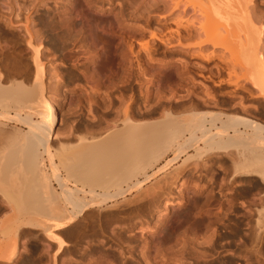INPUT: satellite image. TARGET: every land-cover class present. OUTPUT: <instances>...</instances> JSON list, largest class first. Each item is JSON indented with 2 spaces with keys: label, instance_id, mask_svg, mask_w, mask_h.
I'll list each match as a JSON object with an SVG mask.
<instances>
[{
  "label": "bare ground",
  "instance_id": "bare-ground-1",
  "mask_svg": "<svg viewBox=\"0 0 264 264\" xmlns=\"http://www.w3.org/2000/svg\"><path fill=\"white\" fill-rule=\"evenodd\" d=\"M127 1L130 4L128 5L129 7L126 8L122 0H51L50 2H52L53 7H50L49 3L46 2L47 4H45L44 8L48 10V12L46 11L48 14L49 11H52V13L50 12L52 15L41 17L42 19L39 18L40 20L34 24L31 20L34 17H30L29 13L23 17V14H20V10H27V12H32V10L35 12L39 11L38 9L41 8L39 6L41 0H22L20 4L21 6L22 4L24 5L23 8L20 6L18 10L20 12H18L19 16H17L18 21L15 18L16 22H14V19L12 20V18H10L8 22L6 21L5 27L3 25L0 26V42L8 41L11 45L10 49L5 45L8 49L7 51L0 50V148L8 150L7 152L5 150L6 155H1L0 157V180L2 183L0 194L2 197L4 196L6 205L12 207L15 213V217L11 219L12 222L4 226L2 231H0L2 232V235L1 233L0 235L3 237V241H0V261H5L7 264H18V255L20 253H18L17 243L21 236V230L25 228L27 230L30 229L24 232V234H28L29 236L22 234L23 236H27L29 239L31 238L36 241V239L42 235L48 241V250L52 251L54 248L53 259L54 264H57L56 258L60 255L62 256V254H66L67 248L70 247L67 241L68 239L72 237L77 240V242L79 240L78 243L80 244V241H84L86 237L87 239L91 238H88L90 235H88L89 233L87 234V224L84 226L82 225L84 222L87 220L88 222H92L89 226L91 227L92 237L103 236L107 233L105 230L107 226L106 223H109V221H107L109 217L107 219L106 211L112 209V211L117 210L120 213L122 210L117 208L119 207L117 204L120 203V201L129 203L127 198L133 191L132 189L140 190L145 184L152 181L158 175L166 173L172 163H176L178 160L182 159V157L188 155L189 150H193L195 153L189 154L188 157L186 156L187 158L185 157L184 162L195 157H199V160H204L208 156L211 157L210 155L212 154L214 157L215 153H217V155L219 153L225 154L224 156L231 162V165H229L227 169L233 172H229L232 173V175L230 174V177L227 180L225 179L226 183L229 184L221 182L222 189L229 187L230 183H234L238 178V180H240L241 177H248V179L256 178L264 188V51L261 52L260 49V52H258L257 49L260 43L264 41V26L262 25V27L259 28L256 24L263 19V14L258 10L259 6L254 3V0ZM30 6L31 8H28ZM190 9L195 12L194 15H196V13H198V15H204L205 18L203 16H192L193 20L194 18L196 19V17H200V21L198 20L197 22L202 23V18V20H207V24L211 22L213 28L218 27L215 26L216 24H219V27L223 24L224 29H221L227 31L228 27L233 29L231 30L233 32L236 28V33L238 31L245 35L242 36V38L245 37V39H242L244 43L241 42L242 49L237 54V58H239L237 62L240 60L245 65V68L242 67L247 71L246 79L252 86V89L239 87V90L243 93L249 92L251 99L253 101H258L259 104H255L254 108H252V106L249 107L244 103V98L241 94H238V92H230L231 94L227 98H222V104L226 108H223L224 110L221 108L222 110L219 111L213 109L214 111L207 110L201 112L198 111V109L204 105L212 108L213 105L211 104L215 101L213 102V99L207 98L201 100V103L200 100H197L198 102L195 100L196 102L194 103V100H192L190 101V106L187 105L188 107H186L193 108L191 110L192 112L176 116L169 110L167 113L165 112L166 115L162 120H152L149 122L134 121L128 106L125 111V118L121 123V128H113L98 137L92 135L93 137H90L91 139L88 136L87 138L85 137L87 133L89 134V131L86 130L88 131L84 136L86 143L84 144L81 142L83 147L77 152H74L75 154H72V160L69 156L70 158H68L70 160L67 161L68 158H66V161L62 159L63 164L61 165L59 163V165L64 167V171L66 170L65 172H68L66 173L68 178L61 177L58 163L54 160L58 153H54V145H52L53 141L57 139L61 132L59 131L60 129L58 130L59 119L57 118V103L59 101L74 99L75 97H85L90 100L95 96H102L103 94L109 97L111 94L109 93V88L111 90V88L113 89V87H116L114 89L118 90V88L122 86L123 90H125L124 87L127 86L133 89L139 84L140 79L146 80L148 82L147 84L154 86V90L151 91L143 92L141 90L143 93H146V97H150V94H152L157 98L164 99L167 96H165L166 91L163 92L161 89V84L165 81L168 84L167 88L168 86L170 87V92L168 91L170 93L169 96L187 87L190 81V66H188L190 61L188 62V59L191 57L189 56L199 58L205 62H211L214 58L216 59L215 53L205 55L199 50L194 53L193 51L191 53L189 52L191 51L190 48L202 49L205 44L213 40H210V37L215 35L214 33L212 34V32L218 30L214 28V30L209 31L210 29L207 24H197V26L194 27L195 22L193 23L188 16L193 14L189 13ZM139 11L140 14L137 13ZM131 12H133V14L129 15L128 13ZM156 13L157 15L159 13L163 14H159L161 19H157L155 22L154 16ZM1 15L3 16V14ZM135 18L142 21L143 24L131 23V19ZM34 20H36V18H34ZM218 20L223 21L222 24L221 22L219 23ZM213 23H215V25ZM194 28L200 31L202 29H209L208 32H211V35H208L209 40L201 41L203 38L199 37V31H195L197 35H194L197 36L200 41L197 43L196 41L195 43H190V34ZM225 31L224 33H226ZM234 32L233 37H235ZM224 38L226 41L229 40L228 43L231 42L229 35L228 39L226 36ZM191 39L193 40L194 37H191ZM217 40L216 42L213 40L211 44L218 47L219 45L226 46V41H224V39L222 41H219L220 39ZM1 44L4 45V43ZM48 45L53 49H48ZM160 46H164L166 50L170 51L171 54L168 53L170 56H173L171 58L169 57L170 60L157 58L160 52L158 49ZM0 49H2V47ZM226 50L223 49V51ZM262 50H264V48H262ZM235 51L237 50L235 49ZM52 52H59L60 56H58L57 59H53L52 56L50 58L49 54ZM216 53L218 52L216 51ZM61 58H63L64 61L67 60L65 63L70 62L68 64L71 65L70 68L67 63L58 62ZM219 58L221 59L222 57L219 56ZM234 58H236V56ZM222 59L225 65H231L229 64L228 58L227 61L225 58ZM232 59L231 63H234ZM236 64L238 66V63ZM65 66L67 69V71L65 70L66 72L62 70V67L64 68ZM233 66L231 65V67ZM218 67L216 68L217 70ZM217 70L216 72H219ZM228 70L231 71L229 67ZM231 72L230 75H233ZM213 75L215 76L216 73ZM242 75H244V73L241 74V76ZM226 76L228 77L229 73ZM209 78L211 79V77ZM72 82H78L80 85L83 83L87 89L82 91L75 88L72 90L60 88L68 83H71V86ZM223 84L230 85L231 82H224ZM103 86H109L107 88L108 91L106 90L103 93V90H101L104 88ZM88 87H90V89ZM148 87L147 89H149ZM164 87L165 86H163V88ZM165 89L166 88H164V90ZM252 91H256L255 94H253ZM101 92L103 94H101ZM238 95H240V100H237L238 98L236 99V97H239ZM219 103L221 102L219 101ZM219 103L214 104L218 105ZM218 106H220V104ZM183 107L185 108V103ZM214 107L215 106H213V108ZM227 108L230 111H228ZM154 112L155 111H153V113ZM146 118L147 117H145V119ZM89 130L92 131L91 129ZM100 131H97V133H100ZM93 133L95 135V132ZM83 138L81 139L83 140ZM234 149L235 151L231 152V150ZM42 150L46 156L45 158ZM171 152H173L174 157L169 160L167 159L165 163L160 165L165 156ZM234 152L235 155L233 154ZM236 156H238L239 159H237ZM211 160L209 158V162ZM213 164L210 162L205 164L204 167L209 169L212 168ZM221 164H223V161L220 165ZM138 173H142L145 179L143 181L138 180L134 183L136 179L135 176H138ZM173 173H175L174 170ZM66 175L64 177H66ZM168 175L170 176V174ZM168 175L166 176L168 177ZM166 176L165 178H167ZM71 178L75 180H73L75 183H72L74 184L73 186L68 183ZM251 180L253 181V179ZM209 184H212V178ZM255 185L254 183L253 187H256ZM112 189H116L117 191L113 193L111 191ZM141 191H144V188ZM232 191H234V189ZM140 192L138 195L142 197ZM251 192L253 193V191ZM191 194H193V192ZM221 194L222 193H220V195ZM134 195L136 196V194ZM187 196H190V194ZM139 197L135 198L139 199L142 203L134 208L135 213L132 214L131 212L127 214L124 210L125 212L123 213H126V215L122 218L121 215H117L118 213L115 214L118 217H113V215H111L112 213L108 211V214H110L108 216H112L115 219L114 221L122 222L125 220L124 222H128L132 216H138L140 213L144 215L151 214V209L149 208L153 205L155 206V203L160 200L161 194L149 195L145 192L142 198ZM191 198L192 200L190 199V201L198 205L195 207L196 211H194V215L189 217V219L184 217L183 220H186L180 223V225L167 226V224H163L165 226L159 225L160 227L157 228H154L155 226H153V228L148 226L149 229L140 228V230H142L141 233H143L142 239L141 237V240L139 239L140 241H137L135 236H122L124 234L123 232L132 229L129 227L130 223L120 227V232L116 235L118 237L116 242L118 243L120 240L119 242L121 243L119 244L125 245L124 247L120 245L119 248L121 250L118 249L119 252H121L120 254L124 255V264H175L174 258H180L179 260H182L187 256H192L196 259L204 260L209 257L208 248H212L215 244H211L214 241L213 236L215 237L216 235L217 227L215 226L223 222L221 220V215L224 214V204L222 199L217 198V194L214 193L213 190L208 194L203 190L199 191ZM181 199H183V201L189 200V198L186 197ZM236 199L234 200L237 202ZM168 202L170 201L167 199L164 204L165 215L163 214V217H161L163 220L161 221L166 222L169 216L168 213L171 212V210L177 211L178 209L175 206L169 205ZM228 202L231 201L228 200ZM254 202L251 204H254ZM230 204L232 203H228L227 206ZM213 205L216 207L215 209ZM57 208L59 209L57 210ZM253 209L257 210V208ZM6 212H8V209ZM227 212H229L228 209ZM257 214L259 217L255 220L257 221L255 224L259 225L263 218V210L258 209ZM112 217H110V219ZM224 217L223 215V218ZM82 218L86 220L83 223L79 222ZM132 218L134 219L135 217ZM190 218H193V222ZM225 218L227 219V214ZM228 220L230 221L231 219ZM79 224L81 225L79 226ZM261 224L258 228L259 230L260 227H263ZM120 225L121 223L119 226ZM228 229H230V227ZM115 230L118 231L116 228L114 232L108 231L116 234ZM36 231H40V233H36ZM262 233L263 231L261 230L260 235ZM95 238L94 241L97 240ZM260 238L262 239V236H260ZM181 239L184 240L183 243ZM86 240L85 242L88 241ZM83 241H81V243ZM27 243L28 242L25 244ZM246 243L247 242H245V244ZM204 245H210V247H203ZM41 246H43V243ZM199 246H202V248ZM50 248H52V250ZM126 250L128 251L125 252ZM23 251H25V249ZM50 251H48V253ZM51 255L52 254H50V256ZM50 259L48 258V260ZM62 261L63 263L60 261L62 264H70L73 259L71 257L64 258ZM106 261L103 260L99 263L110 264V262ZM111 263H113V261H111ZM19 264H23V262ZM30 264L35 263L32 261Z\"/></svg>",
  "mask_w": 264,
  "mask_h": 264
},
{
  "label": "rangeland",
  "instance_id": "rangeland-1",
  "mask_svg": "<svg viewBox=\"0 0 264 264\" xmlns=\"http://www.w3.org/2000/svg\"><path fill=\"white\" fill-rule=\"evenodd\" d=\"M17 1V2H16ZM20 1H22V0H0V13L1 14H3V16L0 14V26H4V25H6V21L8 22V20L10 19V18H12V20L14 19V22H16V19H17V21H18V17L17 16H19V13L23 16V17H25L26 15H27V13H29V16L30 17H34V18H36V20H34V18L33 19H31L32 20V22L35 24V23H37V21H39L40 19L39 18H41V17H45L46 15L47 16H50V15H52L51 13H52V11H49V14L47 13L48 12V10H46L45 8H44V6H45V4H47L46 2H48L49 3V5H50V7L52 6L53 7V5H52V2H50L49 0H41V3H39L40 5V7L41 8H39L38 10L39 11H34V10H32V12H27V10L25 11V10H23V11H21L20 10V12L18 11L19 9H20V6H21V4L20 3H22V2H20ZM43 1H45V2H43ZM123 1V5L125 4V7L127 8V7H129L128 5L130 4L127 0H122ZM125 1H127V2H125ZM255 2V4H257V6H259V9L258 10H260L261 11V14H263V19H261L262 21H259V22H257L256 24H257V26L259 27V28H261L262 27V25L264 26V0H254ZM20 5H19V4ZM24 3V2H23ZM23 5L24 4H22V8H23ZM28 6V5H27ZM15 7V8H14ZM43 7V8H42ZM28 8H31V6L30 7H28ZM263 8V9H262ZM263 10V11H262ZM44 13H43V12ZM47 11V12H46ZM142 11V10H141ZM260 11H258V12H260ZM19 12V13H18ZM51 12V13H50ZM12 13V14H11ZM39 13V14H38ZM47 13V14H46ZM138 14H140V11L139 12H137ZM136 13V14H137ZM189 13H193V14H190V15H188L189 16V19L190 20H192L193 21V23L195 24V26L194 27H196L197 26V24L198 25H203V24H207L206 22H207V20H205V19H203L204 20V22H203V20H202V18H201V22L202 23H200V22H197L198 20H199V18L200 17H204V15H198V13H196V15H194L195 14V12H193V11H191V9H190V12ZM5 14V15H4ZM11 14V15H10ZM129 15H132L133 14V12H131V13H128ZM134 14H135V12H134ZM160 14V13H159ZM159 14L157 15V13L155 14V16H154V18H155V22H156V20L158 19V20H160L161 18H160V16H159ZM161 14H163V13H161ZM160 14V15H161ZM200 14V13H199ZM9 15H10V17H9ZM8 16V17H7ZM138 16V15H137ZM192 16L194 17V16H200V17H196V19L194 18V20H193V18H192ZM52 17V16H51ZM16 18V19H15ZM192 18V19H191ZM205 18V17H204ZM38 19V20H37ZM42 19V18H41ZM3 21V22H2ZM36 21V22H35ZM200 21V20H199ZM216 21V20H215ZM131 23H133V24H139V25H142L143 24V22L142 21H139V20H137L136 18L135 19H131V21H130ZM218 22L220 23L221 22V24H222V22L223 21H221V20H218ZM141 23V24H140ZM215 23H217V22H215ZM215 23H213L214 25H215ZM220 24V25H221ZM208 28L210 29H205V30H196V28H194V29H192V33L190 34V36L193 38L194 37V39L192 40L191 39V37L189 38V42L190 43H195V41H196V43L198 42V41H200L199 40V38L197 37V36H195V35H197L196 34V32L195 31H199L198 32V34H199V37L200 38H203V39H201V41L202 40H209V36L208 35H211V32H208V30L209 31H212V30H214V28L212 27L213 25H212V23L211 22H208ZM215 26H218V27H216L218 30L216 31V30H214L213 32H212V34L214 33L215 35L214 36H212V37H210V40H214L215 42H216V40L217 39H220L219 41H222L223 39H224V41H226V39L224 38L225 36H226V38L228 39V35H229V39H230V41L231 42H229L228 43V41H226V46H222V45H219V47L218 46H215L214 44L212 45L211 43H213L212 41L211 42H209V43H207V44H205L203 47H202V49H199V48H190L191 49V51H189L190 53L193 51V53L194 52H198V50L199 51H201L203 54H205V55H211L212 53H215V55H216V59L214 58V60H212L211 62H205V61H203V60H201V59H199V58H193L192 56H189V57H191V58H189L188 59V66H190V68H189V82H188V84H187V87H185V88H183V89H181L180 91L178 90V91H176V95L174 94H171L170 96H169V92H170V87L168 86V88H167V82L165 81L164 83H162L161 84V89L163 90V92H165L166 94H165V96H167L166 98H172V99H166V98H164V99H162V98H157L155 95H152V94H150L151 96L150 97H146V93H143V92H146V91H151V90H154V86H151L150 84H147L148 82L146 81V80H141L140 79V81H139V84L138 85H136L133 89H131L130 87L128 88L127 86H125L124 87V89L125 90H123V87L121 86V88L119 87L118 88V90H119V92H118V90L116 89H114V88H116V87H113V89L111 88V90H110V88H109V93H111L110 94V96L109 97H107V96H105L103 93L107 90V88L109 87H104V88H102L101 90H103L102 92H101V94H103L102 96L100 95V96H95L94 98H91L90 100L88 99V98H85V97H79V98H77V97H75L73 100L72 99H69V100H63V101H59L58 103H57V110H58V116H57V118L59 119V126H58V130L59 131H61L58 135V137H57V139H55V141H53V143H52V145H54L53 146V151H54V153L56 154V152L58 153V154H56L57 155V157L55 156V158H54V160H55V162L56 163H58V167H59V169H60V176L61 177H63V178H68V176L66 175V173H68V172H65L64 171V167L63 166H61L63 163H62V159H64L65 161H66V158H68L69 156L71 157H69L71 160H72V154H75L74 152H77L78 150H80L83 146H82V143H86L85 142V137L87 138V136L90 138V137H98V136H102L103 134H105L106 132H108L109 130H111V129H113V128H121L122 127V120H124V118H125V111H126V109L128 108V106H129V109H130V114H131V116H132V118H134L133 120L134 121H137V122H141V121H160V120H162L164 117H165V115H166V113L170 110V111H172V113L174 114V115H176V116H180V115H184V114H186V113H190V112H192L191 110L193 109V108H186V107H188L187 105H189L190 104V101H192V100H194V103L197 101V100H200V103H201V100H205V99H207V98H209V99H213L212 101L215 103V104H217V103H219V101L221 102V103H219L220 104V106H218V105H215L214 103L213 104H211V105H213V106H215L214 108H213V106H212V108H209V106H202L200 109H198V111H201V112H205V111H207V110H211V111H214V110H216V111H219V110H222L223 108H225V106L222 104V100L224 99V98H227L231 93H236V92H238V94H241L242 95V97L244 98V103L245 104H247V106H252V108H254V106H255V104H259V102L258 101H253L252 99H251V97H250V93L248 92H242V91H240L239 90V87H247L248 89H252L251 87V85L249 84V82H248V80L246 79L247 78V76H246V74H247V71H245L244 69H243V67L245 66L244 64H243V62L242 61H240L239 60V62H237L238 60L237 59H239V58H237V54H238V52L239 51H241V47H242V44H241V42H243L244 43V41L242 40V39H245V37H243L242 38V36H245L244 34H242V33H239L238 31H237V33H236V31L235 30H237L236 28L234 29V35H235V37H233V32L231 31V30H233V29H231V28H228L227 27V31H225V30H223L224 28H223V24H222V26L221 27H219V24L217 25H215ZM5 27V26H4ZM7 27V26H6ZM199 28V27H198ZM197 28V29H198ZM215 28V29H216ZM220 28V29H219ZM221 28H223V29H221ZM226 28V27H225ZM221 31V32H220ZM224 31L226 32V33H224ZM200 32H204V33H200ZM207 32V33H206ZM217 32H219V33H217ZM228 32V33H227ZM231 32V33H230ZM210 33V34H209ZM195 34V35H194ZM201 34V35H200ZM207 36H206V35ZM228 34V35H227ZM232 34V35H231ZM264 34V33H263ZM205 37H203V36ZM196 37V38H195ZM223 39H222V38ZM197 39V40H196ZM218 41V40H217ZM239 41V42H238ZM188 42V43H189ZM237 42H238V45H237ZM1 43H4V45H2ZM8 43V44H7ZM263 43V44H262ZM232 44H233V47H232ZM9 47V49L11 48L10 46V43L8 42V41H1L0 42V48L2 47V49H0V50H4V51H7L8 49H7V47ZM191 45H193V44H191ZM229 45V46H228ZM230 45H231V47H230ZM261 45V46H260ZM260 45L258 46V52H263L264 50H262V48H264V41L263 42H261L260 43ZM263 45V46H262ZM213 46V47H212ZM4 47H5V49H4ZM51 46L50 45H48L47 46V48L48 49H53L52 47L50 48ZM223 47V48H222ZM225 47V48H224ZM228 47H230V48H228ZM237 47H238V49H237ZM232 48V49H231ZM237 50V51H235V49ZM159 49V53H158V55H157V58L159 57V59H168V60H170L169 59V57L171 58V57H173L172 55L170 56V51L169 50H166V48H164V46L163 47H161L160 46V48H158ZM163 49V50H162ZM217 49V50H216ZM223 49L224 50H226V51H223ZM230 49V50H229ZM261 49V50H260ZM206 50V51H205ZM232 50H233V52H232ZM260 50V51H259ZM211 51H213V52H211ZM216 51L218 52V53H216ZM170 54H169V53ZM206 52V53H205ZM229 52V53H228ZM231 53V54H230ZM234 53V54H233ZM236 53V54H235ZM53 54V55H52ZM229 54V55H228ZM56 55V56H55ZM145 55V54H144ZM143 55V56H144ZM49 56H50V58H51V56H52V58L53 59H57L58 58V56H60L59 55V52L57 53V52H52L51 54H49ZM219 56L220 57H222V58H225V60L227 61V58H228V60H229V64H231L232 66L234 65V63H235V65L233 66V67H231V65L230 66H227V65H225V63L223 62V59L221 60L220 58H219ZM229 56V57H228ZM233 56V57H232ZM236 56V58H234ZM145 57V56H144ZM161 57V58H160ZM178 57V56H177ZM180 57V56H179ZM218 57V58H217ZM227 57V58H226ZM233 58V59H232ZM221 61H220V60ZM231 59H232V61H234V63H231ZM194 60V61H193ZM236 60V61H235ZM65 61H67V60H65ZM65 61H64V59L63 58H61V59H59V61L58 62H61V63H65ZM221 62V63H220ZM67 63V65L70 63V62H66ZM65 63V64H66ZM192 63V64H191ZM236 63H238V66H237V64ZM241 63V64H240ZM190 64V65H189ZM198 66H197V65ZM240 64V65H239ZM194 65V66H193ZM202 65V66H201ZM219 67H218V66ZM225 65V66H224ZM70 66L71 65H68V67L70 68ZM218 67V70L216 69L217 67ZM221 66V67H220ZM243 66V67H242ZM200 67V68H199ZM223 67V68H222ZM225 67H227V68H225ZM228 67H229V69H231V71H233V72H231L230 70H228ZM234 67H235V70H236V72L237 71H239L241 74H243L244 73V75H242L241 76V74L239 73V72H235V70H234ZM241 67V68H240ZM220 68V69H219ZM245 68V67H244ZM201 69V70H200ZM226 69V70H225ZM239 69V70H238ZM241 69V70H240ZM62 70H64V72H66L67 71V69H66V66L63 68L62 67ZM66 70V71H65ZM216 70L217 71H219V72H216ZM225 70V71H224ZM244 70V71H243ZM221 72V73H220ZM230 72H231V74H233V75H230ZM190 73H191V76H190ZM216 73V77L213 75V74H215ZM221 75H220V74ZM228 73H229V79H228V77L226 76V75H228ZM239 73V74H238ZM236 74V75H235ZM238 74V75H237ZM213 75V76H212ZM204 76H205V79H204ZM206 76H207V78H206ZM217 76H218V78H217ZM231 76V77H230ZM209 77H211V79L209 78ZM213 77V78H212ZM224 77V78H223ZM233 77V78H232ZM236 77V78H235ZM238 77V78H237ZM242 77V78H241ZM214 78H216V79H214ZM235 78V79H234ZM244 78V79H243ZM207 79V80H206ZM213 79H214V82H213ZM220 79V80H219ZM223 79V80H222ZM225 79V80H224ZM234 81H233V80ZM242 79V80H241ZM163 80H165V79H163ZM222 80V81H221ZM229 80V81H228ZM236 80V81H235ZM145 81V82H144ZM220 81V82H219ZM216 82V83H215ZM218 82V83H217ZM224 82H231V84L230 85H224L223 83ZM76 83V84H75ZM81 83V82H80ZM70 84L71 83H68V84H66V85H63L62 87H60V88H62V89H64V90H72V89H77V90H82V91H84L85 89H87V87L86 86H84L83 85V83L80 85V84H78V82H72V85L70 86ZM143 84V85H142ZM218 84H219V86H218ZM233 84V85H232ZM52 85H54V84H52ZM74 85H76V86H74ZM146 85H148V86H146ZM82 88H81V87ZM139 86V87H138ZM163 86H165L164 88H166L165 90H164V88H163ZM66 87V88H65ZM84 87V88H83ZM140 87H141V89H140ZM147 87L149 88V89H147ZM189 87V88H188ZM89 89H90V87H88ZM145 90H144V89ZM122 89V90H121ZM139 89H140V91H139ZM147 89V90H146ZM155 89H156V87H155ZM143 92H142V91ZM234 90H236V91H234ZM108 91V90H107ZM114 91V92H113ZM116 91V92H115ZM128 91V92H127ZM136 91V92H135ZM169 91V92H168ZM127 92V93H126ZM132 92V93H131ZM231 92V93H230ZM256 92V91H255ZM255 92L254 91H252V93L253 94H255ZM121 93H122V95H121ZM124 93V94H123ZM143 93V94H142ZM185 93V94H184ZM132 96H131V95ZM228 94V95H227ZM112 95V96H111ZM119 95H120V97H119ZM143 95H145V96H143ZM177 95H181L180 97H182V98H180L179 96H177ZM187 95V96H186ZM134 96V97H133ZM183 96H184V98H183ZM239 97H236V99L237 100H240V95H238ZM156 97V98H155ZM174 97V98H173ZM178 97V98H177ZM77 98V99H76ZM117 98V99H116ZM179 98H180V100H179ZM223 98V99H222ZM93 99V100H92ZM178 99V100H177ZM208 99V100H209ZM196 100V101H195ZM211 100H209V101H211ZM188 102V104H187V102ZM211 101V102H212ZM198 102V101H197ZM184 103H185V108L183 107V105H184ZM193 103V102H192ZM191 103V104H192ZM210 103V102H209ZM222 104V105H221ZM151 106H153V107H151ZM190 106V105H189ZM222 106V107H221ZM224 106V107H223ZM217 107V108H216ZM219 107V108H218ZM89 108V109H88ZM134 108V109H133ZM222 108V109H221ZM68 109H70V110H68ZM165 109V110H164ZM214 109V110H213ZM226 109V108H225ZM230 109V108H229ZM72 110V111H71ZM135 110H137V111H135ZM167 110V111H166ZM224 110V109H223ZM227 110H228V108H227ZM227 110H225V111H227ZM69 111V112H68ZM148 112V114H147V112ZM153 111H155L154 113H153ZM228 111H230V110H228ZM232 111V110H231ZM76 112V113H75ZM136 112H138V113H136ZM145 112V113H144ZM166 112V113H165ZM233 112V111H232ZM232 112H229V113H232ZM141 114H143V115H141ZM151 114V115H150ZM143 117H141V116ZM139 116V117H138ZM145 117H147L146 119H145ZM139 118V119H138ZM150 119V120H149ZM140 120V121H139ZM92 123V124H91ZM100 123V124H99ZM87 124V125H86ZM96 124V125H95ZM99 124V125H98ZM93 125V126H92ZM98 125V126H97ZM97 126V127H96ZM84 127H85V129H84ZM87 127H88V129H87ZM100 127V128H99ZM94 128V129H93ZM71 129V130H70ZM89 129H91L92 131H90ZM86 130H88L89 131V134L87 133L88 131H86ZM95 130V131H94ZM100 131V133H101V135H100V133L98 132L97 133V131ZM83 132H84V134H83ZM91 132V133H90ZM93 132H95V135H94V133ZM86 133H87V135H86ZM99 134V135H97V134ZM86 135V136H85ZM93 135V136H92ZM97 135V136H96ZM84 138H83V137ZM71 137H74V140H70V138ZM81 138H83V140L81 139ZM89 138H88V141H89ZM91 139V138H90ZM71 141H74L75 142V144H73V145H68L67 143H69V142H71ZM79 141H80V143H79ZM88 141H87V143H88ZM82 142V143H81ZM90 142V141H89ZM60 145L59 147H57V145ZM64 144V145H63ZM85 146V145H84ZM54 148H56L57 149V151H56V149H54ZM6 150V152L8 151L7 149H5ZM5 150H3V148H0V157H1V155H6V152H5ZM233 151H235V149L234 150H231V152H233ZM42 152H43V150H42ZM230 152V153H231ZM195 152L193 151V150H189L188 151V155L189 154H194ZM236 153H237V151H236ZM216 155H217V153H215ZM214 154V157H213V154L212 155H210L211 157H206L204 160H199V157H195V158H193V159H191V160H189V161H187V162H184V160H185V157L187 156L188 157V155H186V156H184V157H182V159H180V160H178L176 163L174 162V163H172V165L170 166V168H169V170L168 171H166V173H163V174H160V175H158L156 178H154L152 181H150L149 183H147V184H145L144 185V191H141V190H143V188L142 189H140V190H134V189H132L133 191L131 192V194L130 195H128V202L129 203H127V202H122V201H120V203H118L117 205L119 206V207H117V208H120L122 211V213L120 214L117 210H113V211H116V212H113L112 211V209L110 210H108L110 213H112L111 215H113V217H118L119 215H121L122 216V218L123 217H125V215H126V213H123V212H127V214L129 213H131L132 212V214L133 213H135V209L134 208H136V206H138V204H141L142 202H140L139 201V199H137V198H135V197H139L140 195H138V193L140 192L141 193V195H142V197H143V194L146 192L147 194H149V195H151V194H155V195H160L161 194V198H160V200H158L156 203H155V206L153 205V206H151V208H149V209H151L150 210V212H151V214L149 213V214H142V213H140V214H138V216H132V217H135L134 219L131 217V219L130 220H128V222L126 221V222H124V221H122V222H120V221H114L115 219L112 217V216H108V215H110V214H108L109 212L108 211H106L107 213H106V216H107V219H108V217H109V220H107V221H109V223H106V228H105V230H106V232L107 233H105L103 236H100V237H92L91 235V227H89L90 225H91V223L92 222H88V220L86 221V220H84L83 218L79 221V222H84V221H86V222H84L82 225L84 226V225H86L87 226V234L88 235H90L88 238H90V239H87V237H86V239L88 240H86V239H84V241L83 240H81V241H83L82 243H81V241H80V244L78 243L79 242V240H78V242H77V240H75L74 238H70V239H68L67 241L69 242V245H70V247L69 248H67V250H66V254H62V256L60 255L59 257H57L56 258V263L57 264H62L63 263V259L64 258H72L73 259V261L70 263V264H100L103 260H105L106 261V259H107V261L106 262H110V264H124V262H125V259H124V255H122V254H120L121 252H119V250H121L119 247H120V245L122 246V247H124L125 245H122V244H119V243H121V242H119L118 241V243L116 242L117 241V234H119V232H120V227H122V226H126V225H128L129 223V227H131L132 229H130L129 231H127V232H123L124 234L122 235V236H124V237H127L128 235L129 236H135V238H136V240L137 241H140L141 239H142V235H143V233H141V231L142 230H140V228L142 229V228H144V229H149V227L151 228H153V226H155L154 228H157V227H160L159 225H161V226H165V225H163V224H167V226H176V225H180V223H183L185 220H183V218L185 217H187L188 219H189V217H191V216H193L194 215V211H196L195 210V207H196V205L197 204H195V202H193V201H190V199L192 200V198L191 197H193L194 196V194L195 193H198L199 191H204L206 194H208L211 190H213V192L214 193H216L217 194V198L218 199H222V202H223V204H224V206H223V210H224V214H222L221 215V217H222V221L223 222H220V223H222V224H216V226L215 227H217V229H216V235H215V237L213 236V240L215 241H213L211 244H213V243H215L214 244V248L212 247H210V245H204L203 247H205L206 246V248H208V247H210V248H208V255H209V257H207V258H205L204 260H199V259H196V258H194V257H192V256H187L185 259H182V260H179L178 258H174V260H175V264H264V259H263V257H264V188L262 187V185L258 182V180L256 179V178H249L248 179V177L247 178H245V177H241L240 178V180H238V179H236V181L235 182H237V183H230V185H229V187H227V188H225V189H222V183L221 182H223V183H226V180L230 177V174L232 175V173H229V172H233V171H231V170H228L227 168H228V166L229 165H231L230 163V161L228 160V158L226 157V156H224L225 154H223V153H219L217 156ZM234 155H235V152L233 153ZM58 155H60V156H58ZM43 156H44V158L46 157L45 155H44V152H43ZM62 156H64V157H62ZM219 156V157H218ZM172 157H174V154H173V152H171V153H168L166 156H165V158L162 160V162L160 163V165H162L163 163H165V161L168 159H170V158H172ZM186 157V158H187ZM67 159V161L68 160H70V159ZM209 158H210V162H211V164H213L212 165V168H209V169H207L206 167H204V165L205 164H207V163H210L209 162ZM236 158L237 159H239L238 158V156H236ZM218 161H217V160ZM221 159V160H220ZM226 159V160H225ZM0 160H1V158H0ZM45 160V159H44ZM236 160V159H235ZM64 161V162H65ZM220 161V162H219ZM222 161H223V164H221L220 165V163H222ZM45 163H46V160H45ZM59 163L61 164V165H59ZM47 164V163H46ZM182 164V165H181ZM219 165V166H218ZM61 166V167H60ZM129 166V165H128ZM180 166V167H179ZM221 166V167H220ZM179 167V168H178ZM49 168V167H48ZM62 168V169H61ZM176 168H177V170H176ZM223 168V169H222ZM62 170H63V172H62ZM172 170V171H171ZM173 170L175 171V173H173ZM213 170V171H212ZM226 170H227V173H226ZM172 173H171V172ZM63 174V175H62ZM140 176H139V175ZM137 175L138 176H135L136 177V179L134 180V183L135 182H137L138 180H144L145 178L143 177V175H142V173H138ZM168 174H170V176L168 175ZM173 174V175H172ZM213 174H214V176H213ZM66 175V177H64ZM166 175H168V177L166 176ZM172 175V176H171ZM211 175V176H210ZM228 175V176H227ZM164 176V177H163ZM165 176L167 177V178H165ZM177 176V177H176ZM227 176V177H226ZM163 177V178H162ZM212 178V184H209V181H210V179ZM214 177V178H213ZM226 177V178H225ZM158 178V179H157ZM165 178V179H164ZM245 178V179H244ZM208 179V180H207ZM223 179V180H222ZM226 179V180H225ZM251 179H253V181L251 180ZM255 179V180H254ZM74 179L73 178H71V180L69 179V181H68V183H69V185H71V186H73L75 183H74V181H73ZM213 180H215V181H213ZM225 180V181H224ZM230 180V179H229ZM229 180H228V182H229ZM182 181V182H181ZM184 181V182H183ZM247 181V182H246ZM256 181H257V183H256ZM215 182V183H214ZM72 183H74V184H72ZM175 183V184H174ZM221 183V184H220ZM241 183V184H240ZM250 183V184H249ZM254 183L256 184L255 186L256 187H253V185H254ZM180 184V185H179ZM226 184H229V183H226ZM247 184V185H246ZM148 185V186H147ZM182 185V186H181ZM207 185V186H206ZM220 185H221V187H220ZM232 185V186H231ZM250 185V186H249ZM259 187H258V186ZM2 186V183H1V180H0V187ZM57 186V185H56ZM215 188H214V187ZM237 186V187H236ZM242 186V187H241ZM252 186V187H251ZM183 187V188H182ZM204 187V188H203ZM213 189H212V188ZM182 188V189H181ZM196 188H198V189H196ZM229 188V189H228ZM231 188V189H230ZM235 188H236V190H235ZM234 189V191H232ZM245 189V190H244ZM263 190V191H262ZM113 193H114V191H117L116 189H112L111 190ZM136 191V192H135ZM180 191V192H179ZM196 191H198V192H196ZM209 191V192H208ZM222 191V192H221ZM232 191V192H231ZM236 191H237V193H236ZM245 191V192H244ZM251 191H253V193L251 192ZM254 191H255V193H254ZM259 193H257V192ZM261 191V192H260ZM134 192V193H133ZM143 192V193H142ZM190 192V193H189ZM193 192V194H191ZM208 192V193H207ZM219 192V193H218ZM242 192V193H241ZM250 192V193H249ZM179 193V194H178ZM220 193H222L221 195H220ZM227 193V194H226ZM245 195H244V194ZM134 194H136V196L134 195ZM169 194V195H168ZM177 194V195H176ZM190 194V196H187V195H189ZM235 194V195H234ZM240 194V195H239ZM192 195V196H191ZM228 195H229V197H228ZM232 195H234V196H232ZM253 195V196H252ZM255 195V196H254ZM258 195V196H257ZM167 196V197H166ZM227 196V197H226ZM231 196H232V198H231ZM241 198H240V197ZM249 196V197H248ZM0 199H2V200H0V208H2V209H5V210H10L11 211V213H12V216H11V218H9L8 220H6L5 222H3V223H1L0 224V231H2V229L4 228V226H6V225H8V224H10L11 222H12V218H14L15 217V213L13 212V208L12 207H10V206H7L6 205V200H5V198H4V196L2 197V195L0 194ZM141 196L139 197V198H142ZM168 199V201H170V202H168V204L169 205H171V206H175L176 208H178L177 209V211L176 210H171V212H169L168 214H169V216H168V219H167V221L165 222V221H161V220H163V218H161V217H163V214L165 215V212H164V204H165V201H167V199ZM183 197H186V198H189V200H187V201H183V199H181V198H183ZM245 197V198H244ZM247 197V198H246ZM170 198V199H169ZM231 198V199H230ZM237 198V199H236ZM260 198V199H259ZM234 199H236L237 200V202L234 200ZM139 201V202H137V201ZM228 200L229 201H231V202H228ZM256 200V201H255ZM136 201V202H135ZM234 201V202H233ZM252 201V202H251ZM255 201V202H254ZM183 202V203H182ZM191 202V203H190ZM254 202V204H251V203H253ZM180 203H182L181 205H179V206H176V205H178V204H180ZM193 203V204H192ZM228 203H232V204H230V205H228L227 206V204ZM259 205H258V204ZM216 204V203H215ZM214 204V205H215ZM250 204V205H249ZM213 205V208L215 209L216 207V205L214 206ZM231 205H232V207H231ZM235 205V206H234ZM121 206V207H120ZM198 206V205H197ZM254 206V207H253ZM260 206H261V208H260ZM6 207V208H5ZM239 207V208H238ZM243 207V208H242ZM175 208V209H176ZM190 208V209H189ZM212 208V207H211ZM252 208V209H251ZM253 208H257V210L256 209H253ZM59 208H57V210H58ZM188 209V210H187ZM197 209V208H196ZM227 209H228V211L229 212H227ZM231 209H232V211H231ZM258 209H262L263 210V218L261 219V225L263 226L262 228L260 227V230L258 229L259 228V226H260V224L258 225V224H255V223H257V221H255V220H257V218L259 217L258 216V214H257V211H258ZM125 210V211H124ZM182 210V211H181ZM236 212H235V211ZM112 211V212H111ZM180 211V212H179ZM188 211V212H187ZM192 211V212H191ZM225 211H226V213H225ZM248 211V212H247ZM104 212V211H103ZM185 212V213H184ZM234 212V213H233ZM114 213V214H113ZM116 213H118L117 215H115ZM183 213V214H182ZM229 213V214H228ZM232 213V214H231ZM142 214V215H141ZM189 214V215H188ZM192 214V215H191ZM226 214H227V219L225 218L226 217ZM249 214V215H248ZM188 215V216H187ZM223 215L225 216L224 218H223ZM251 215H253V216H251ZM147 216V217H146ZM182 216V217H181ZM251 217V218H249V217ZM35 217V216H34ZM110 217H112L111 219H110ZM256 217V218H255ZM255 218V219H254ZM133 219V220H132ZM179 219V220H178ZM193 219V218H192ZM191 218H190V220L193 222V220H192ZM228 219H231L230 221L228 220ZM252 221H251V220ZM110 220H111V222H110ZM113 220V221H112ZM180 220H182V221H180ZM247 220V221H246ZM249 220V221H248ZM255 222H254V221ZM235 221V222H234ZM237 221V222H236ZM121 223V225L119 226V224ZM160 222V223H159ZM162 222V223H161ZM232 222V223H231ZM240 222H242V223H240ZM90 223V224H89ZM111 223V224H110ZM247 223V224H246ZM252 223H254V224H252ZM109 224V225H108ZM124 224V225H123ZM126 224V225H125ZM81 224H79V226H80ZM225 225V226H224ZM239 225H240V227H239ZM105 226V225H104ZM149 226V227H148ZM218 226H220V227H218ZM227 226V227H226ZM232 226V227H231ZM258 226V227H257ZM112 227H113V229H112ZM230 227V229H228ZM117 229L118 231H116V234L115 233H113L114 232V229ZM222 228V229H221ZM225 228V229H224ZM237 229V230H235V229ZM254 228V229H253ZM221 229V230H220ZM234 230V231H232V230ZM240 229V230H239ZM24 230V231H23ZM23 230H21V236L19 237V239H18V253H20L19 255H18V264L19 263H22L23 262V264L25 263V264H30V263H32V261H33V263H35V264H54V257H53V254H54V248H53V250H52V248H50L52 251H50V250H48V246H47V243H48V241L41 235L40 237H38V239H36V241L35 240H33V239H29V237H27V236H29L28 234H24V232L27 230V229H23ZM30 230V229H29ZM29 230H27V231H29ZM113 231V232H109V231ZM229 230V231H228ZM231 230V231H230ZM251 230V231H250ZM263 231V233L260 235V231ZM256 231V232H255ZM40 233V231H36V233ZM118 232V233H117ZM234 232V233H233ZM241 232V233H240ZM1 233V235H2V232H0ZM27 233V232H26ZM60 233V232H59ZM109 233V234H108ZM225 233V234H224ZM228 233V234H227ZM257 233V234H256ZM22 234H24V235H27V236H23ZM111 234V235H110ZM113 234H114V236H113ZM212 234V233H211ZM219 234V235H218ZM258 234H259V236H258ZM0 235V236H1ZM38 236H39V234H38ZM110 236V237H109ZM121 236V237H122ZM260 236H262V239L260 238ZM2 237V236H1ZM0 237V238H1ZM23 237V238H22ZM26 237H27V239H26ZM140 237H141V239H140ZM25 238V239H24ZM94 238L95 239H97L96 241H94ZM100 238V239H99ZM23 239V240H22ZM28 239H29V241H31V242H29L28 241ZM111 239V240H110ZM115 239V240H114ZM140 239V240H139ZM25 240V241H24ZM71 240V241H70ZM85 240L87 241V242H85ZM93 240V241H92ZM103 240V241H102ZM108 240V241H107ZM0 241H3V237L0 239ZM34 241V242H33ZM74 241V242H73ZM100 241V242H99ZM105 241V242H104ZM106 241H107V243H106ZM200 241H202V240H200ZM229 241V242H228ZM259 243H258V242ZM263 241V242H262ZM21 242V243H20ZM24 243V245H23V243ZM26 242H28L27 244H25ZM43 243V246H41L42 245V243ZM85 242V243H84ZM88 242H90V243H88ZM102 242V243H101ZM179 242H180V239H179ZM181 242L183 243L184 242V240L183 239H181ZM219 242V243H218ZM245 242H247L246 244H245ZM32 243V244H31ZM87 243H88V245H87ZM96 243H100V244H96ZM104 243V244H103ZM181 243V244H182ZM78 244H79V246H78ZM113 244V245H112ZM118 244V245H117ZM219 244H220V246H219ZM258 244V245H257ZM261 244V245H260ZM263 244V245H262ZM81 245V246H80ZM85 245V246H84ZM91 247H90V246ZM98 247H97V246ZM104 245V246H103ZM107 245V246H106ZM110 245V246H109ZM117 245V246H116ZM224 245V246H223ZM260 245V246H259ZM38 246V247H37ZM41 246V247H40ZM77 246V247H76ZM259 246V247H258ZM21 247V248H20ZM71 247H73V248H71ZM86 247V248H85ZM95 247V248H94ZM118 247V248H117ZM199 247H201L202 248V246H199ZM219 247V248H218ZM244 247H246V248H244ZM247 247H250V248H247ZM35 248H36V250H35ZM44 248V249H43ZM77 248V249H76ZM79 248H83L82 250L81 249H79ZM94 248V249H93ZM100 248H102V249H100ZM22 249V250H21ZM25 249V251H23ZM35 251H34V250ZM50 251L49 253L50 254H52L51 256H50V254L48 253V251ZM69 249V250H68ZM98 249H99V251H98ZM114 249V250H113ZM119 249V250H118ZM214 250V252H213V250ZM249 249V250H248ZM27 250V251H26ZM43 252H42V251ZM79 250H81V251H79ZM85 250V251H84ZM95 250V251H94ZM96 250H97V253H96ZM216 250H219V251H216ZM222 250V251H221ZM69 251V252H68ZM76 251V252H75ZM92 251H93V253H92ZM112 251V252H111ZM116 251H117V253H116ZM128 250H126L125 252H127ZM23 252V253H22ZM32 252V253H31ZM41 252V253H40ZM53 252V253H52ZM71 252V253H70ZM75 252V253H74ZM85 252V253H84ZM90 252V253H89ZM111 252V253H110ZM114 252V253H113ZM119 252V253H118ZM247 252V253H246ZM39 253V254H38ZM48 255H47V254ZM79 253V254H78ZM104 253V254H103ZM108 253V254H107ZM212 253V254H211ZM26 254V255H25ZM68 254V255H67ZM73 254V255H72ZM75 254V255H74ZM91 254V255H90ZM102 256H101V255ZM106 254V255H105ZM111 254V255H110ZM210 254H211V256H210ZM255 254V255H254ZM259 254V255H258ZM65 255H66V257H65ZM101 257H100V256ZM108 255V256H107ZM109 255H110V258H109ZM215 255V256H214ZM253 255V256H252ZM263 255V256H262ZM49 256V257H48ZM70 256V257H69ZM82 256V257H81ZM93 256V257H92ZM261 258H260V257ZM33 257V258H32ZM46 257V258H45ZM91 257H92V259H91ZM96 257V258H95ZM108 257V258H107ZM25 258V259H24ZM48 258L51 260H48ZM62 258V259H61ZM87 258V259H86ZM123 258V259H122ZM256 258H258V259H256ZM259 258H260V260H259ZM21 259H22V262H21ZM40 259V260H39ZM77 259V260H76ZM103 259V260H102ZM176 259H178V260H176ZM209 259V260H208ZM47 262H46V261ZM62 262H60V261ZM86 260V261H85ZM88 260V261H87ZM186 260V261H185ZM199 262H198V261ZM207 260V261H206ZM258 260H259V262H258ZM261 260H262V262H261ZM27 261H29V262H27ZM44 261V262H43ZM111 261H113V263H111ZM118 261V262H117ZM124 261V262H123ZM181 261V262H180ZM43 262V263H42ZM46 262V263H45ZM75 262V263H74ZM98 262V263H97ZM100 262V263H99ZM116 262V263H115ZM261 262V263H260ZM0 264H7V262H3V261H0Z\"/></svg>",
  "mask_w": 264,
  "mask_h": 264
},
{
  "label": "crops",
  "instance_id": "crops-1",
  "mask_svg": "<svg viewBox=\"0 0 264 264\" xmlns=\"http://www.w3.org/2000/svg\"><path fill=\"white\" fill-rule=\"evenodd\" d=\"M83 134H84V132H83ZM70 140H74V137H71L70 138ZM68 145H73V144H75V142L74 141H71V142H69V143H67ZM64 145V144H63ZM60 145L58 144L57 145V147H59ZM0 224L1 223H3V222H5L6 220H8L9 218H11V216H12V213H11V211L10 210H8V212H6L5 211V209H2V208H0ZM4 212V213H3ZM6 213V214H5ZM5 214V215H4Z\"/></svg>",
  "mask_w": 264,
  "mask_h": 264
}]
</instances>
